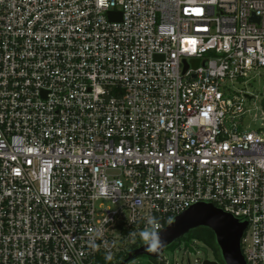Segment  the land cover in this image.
<instances>
[{
  "label": "built area",
  "instance_id": "2783aa9c",
  "mask_svg": "<svg viewBox=\"0 0 264 264\" xmlns=\"http://www.w3.org/2000/svg\"><path fill=\"white\" fill-rule=\"evenodd\" d=\"M261 75L264 0H0V264H146L202 202L264 264Z\"/></svg>",
  "mask_w": 264,
  "mask_h": 264
},
{
  "label": "water",
  "instance_id": "95a60500",
  "mask_svg": "<svg viewBox=\"0 0 264 264\" xmlns=\"http://www.w3.org/2000/svg\"><path fill=\"white\" fill-rule=\"evenodd\" d=\"M202 227L213 232L223 264H247L242 251V240L248 222L209 202L194 205L160 231L159 236L162 245L158 250L149 251L147 246H144L138 249L135 254L157 258L160 253L174 243H179L182 239L188 238L191 231ZM132 257L133 255L130 254L129 258ZM205 264H219V262L206 261Z\"/></svg>",
  "mask_w": 264,
  "mask_h": 264
},
{
  "label": "rangeland",
  "instance_id": "374dc122",
  "mask_svg": "<svg viewBox=\"0 0 264 264\" xmlns=\"http://www.w3.org/2000/svg\"><path fill=\"white\" fill-rule=\"evenodd\" d=\"M238 86L245 87L247 88V90H250L255 94L262 95L264 92V76L261 75L260 77H256L246 85L239 84ZM249 121L250 120L247 119V123H249ZM183 241L185 242V245H187V247L192 252L191 253L192 259L196 258L199 255L200 258L205 259L206 257H208L210 261H218L219 264L223 263L221 258L216 254L215 250L212 247L206 245L204 242L198 239L189 240L187 238H184ZM170 251L171 249L168 247L166 252L170 253ZM197 251H200L199 254H197ZM141 259L144 263L148 264L150 257L146 255H141ZM117 261L120 262V260Z\"/></svg>",
  "mask_w": 264,
  "mask_h": 264
},
{
  "label": "clouds",
  "instance_id": "9594fccd",
  "mask_svg": "<svg viewBox=\"0 0 264 264\" xmlns=\"http://www.w3.org/2000/svg\"><path fill=\"white\" fill-rule=\"evenodd\" d=\"M158 221L154 217L146 218V226L138 235L145 242L149 251H156L162 245L159 236Z\"/></svg>",
  "mask_w": 264,
  "mask_h": 264
},
{
  "label": "trees",
  "instance_id": "16d2710c",
  "mask_svg": "<svg viewBox=\"0 0 264 264\" xmlns=\"http://www.w3.org/2000/svg\"><path fill=\"white\" fill-rule=\"evenodd\" d=\"M187 239H189V240L198 239V240L204 242L206 245L212 247L215 250L216 254L220 257L219 250H218L217 245L215 243V236L210 229L202 227V228H198L196 230H193V231H191V233L189 234ZM175 247H176V245H173V246H171L170 249H174Z\"/></svg>",
  "mask_w": 264,
  "mask_h": 264
},
{
  "label": "snow or ice",
  "instance_id": "6c2138e0",
  "mask_svg": "<svg viewBox=\"0 0 264 264\" xmlns=\"http://www.w3.org/2000/svg\"><path fill=\"white\" fill-rule=\"evenodd\" d=\"M197 12H199V10H196Z\"/></svg>",
  "mask_w": 264,
  "mask_h": 264
}]
</instances>
